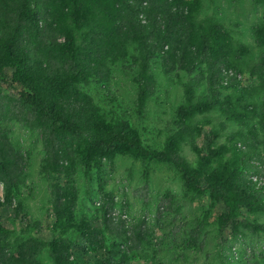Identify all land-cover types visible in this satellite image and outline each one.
<instances>
[{
	"label": "trees",
	"instance_id": "16d2710c",
	"mask_svg": "<svg viewBox=\"0 0 264 264\" xmlns=\"http://www.w3.org/2000/svg\"><path fill=\"white\" fill-rule=\"evenodd\" d=\"M252 1L262 6L263 18L252 28L257 53L245 60L249 48L234 41L222 22L197 17L199 0H0V116L40 132L42 169L54 178L51 214L61 234L75 228L96 247L104 242V230L125 234L122 223L107 215V204L103 229L74 219L76 162L99 170L105 159L118 154L168 163L190 191L207 194L220 206V239L224 232L237 237L243 229L264 230L263 223L243 215L264 213V0ZM120 60L135 67L139 110L155 93L153 66L165 75H187L184 100L161 147L143 143L128 121L108 119L83 90L90 83L108 82L110 64ZM242 67L251 87L240 83ZM218 113L239 123L227 136L228 144L217 142L224 121L218 128L203 121ZM185 143L197 155L196 166L181 153ZM24 163L0 126V181L5 185L0 206L18 188ZM63 174L65 182L56 179ZM141 231V226L133 229L138 240ZM26 243L14 252L0 245V264H40L30 252L35 246L46 247L53 264H90L84 255L72 256L63 235ZM106 254L100 264H129L119 248ZM220 262L231 264L222 256Z\"/></svg>",
	"mask_w": 264,
	"mask_h": 264
},
{
	"label": "rangeland",
	"instance_id": "374dc122",
	"mask_svg": "<svg viewBox=\"0 0 264 264\" xmlns=\"http://www.w3.org/2000/svg\"><path fill=\"white\" fill-rule=\"evenodd\" d=\"M194 1V0H188ZM199 19L212 16L222 22L234 41L246 45L250 54L257 53L252 28L263 18V8L252 0H199ZM110 79L103 84L83 86L108 118H121L135 128L146 145L161 147L173 128L175 110L184 100L183 83L187 75L173 72L165 75L158 66L152 67L156 79L155 93L148 99L144 110L136 101L135 67L130 60L110 64ZM231 71H234L230 69ZM240 83L248 87L253 81L245 67L237 73ZM223 93L232 92L221 89ZM198 93L204 86H197ZM215 127L225 122L217 142L228 144L227 136L239 126L236 121H225L221 114L205 116ZM253 122L255 119L253 118ZM0 126L10 143L24 157V171L17 189L12 191L9 203L0 206V245L9 252L29 241L47 242L63 235L70 241L72 256H85L90 264H100L106 251L119 248L127 254L129 264H221L220 259L231 264H264V230L252 232L243 229L232 237L217 232L220 206L207 194H195L183 183L178 172L168 163L141 161L130 154H118L104 160L102 168L87 170L76 162L74 172L75 208L77 223L86 219L103 229L102 214L107 204V215L124 226V235L116 236L104 230L101 247L91 245L75 228L61 234L53 223L50 205V185L54 178L43 172L44 148L41 134L23 123L0 116ZM182 155L192 166L197 155L189 144L181 147ZM61 182L66 176H56ZM5 185L0 181V201L4 202ZM264 224V213H243ZM141 226L138 240L133 229ZM133 232V237L130 236ZM136 238V239H135ZM116 241L119 246L113 245ZM40 264H53L46 247L35 246L33 251ZM29 252L27 251V254ZM71 256V257H72Z\"/></svg>",
	"mask_w": 264,
	"mask_h": 264
}]
</instances>
